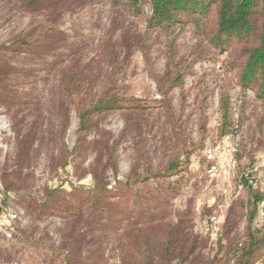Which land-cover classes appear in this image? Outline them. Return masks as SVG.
Listing matches in <instances>:
<instances>
[{
	"label": "rangeland",
	"instance_id": "1",
	"mask_svg": "<svg viewBox=\"0 0 264 264\" xmlns=\"http://www.w3.org/2000/svg\"><path fill=\"white\" fill-rule=\"evenodd\" d=\"M24 2L0 0V57L8 58L13 67L20 68L12 74L19 81L14 87L30 92L26 94L27 100L36 92L34 98L43 103L38 108L22 105L19 116L14 114L15 106L11 109L0 104V222L3 227L0 228V264H53L50 260L63 232L78 230L76 226L68 228L74 218H39L37 209L28 203L31 196L43 198L45 189L77 185L82 178L80 174L89 173L92 165L102 170L110 185L117 179L126 181L137 175H150L169 160L174 149L183 151L185 143L192 151L191 161L186 171L172 173L166 180L172 187L167 199L173 207L174 221L178 220L179 211L192 209V232L208 237L204 257L208 261L218 250L226 222L239 211L236 203L247 197L242 172H247L254 189L264 191V103L256 100L252 90L246 95L241 92L234 74L226 71L225 57L218 59L190 25L173 35L176 36L174 60L182 72L181 85L170 92L175 119L168 117L159 103L135 117L129 116L127 109H115L96 125L94 122L87 132L88 140H97L103 145L87 153V159L78 168L79 174L71 166L69 171L62 170L60 166L67 151L69 154L76 144L79 117L73 108L69 110L61 104L55 73L39 57L14 55L5 48V43L26 29L33 17L43 14L23 10ZM112 10L106 0H87L75 8L65 5L58 22L68 42L80 45L82 65L88 76L94 78V95L105 85L110 71V57L104 56L103 45H112L115 41L117 45L121 34L120 26L113 22ZM135 25L145 32L143 22H124V28L131 29L133 37L137 36ZM168 40L164 34L153 33L149 38L148 56L136 47L127 53L117 46V61L122 65L118 83L125 91L154 102L160 98L155 75L160 78L167 70ZM111 48L107 46L105 52ZM226 86L233 125L224 132L220 100ZM67 109L69 122L63 137L61 123ZM18 134L29 137L31 149L20 147ZM19 149L26 159L16 169L14 162ZM209 151L214 152V158L209 157ZM109 154L113 163L104 168L105 156ZM84 182L91 184V176ZM253 228L264 231V198ZM107 252L111 264H120L117 252Z\"/></svg>",
	"mask_w": 264,
	"mask_h": 264
},
{
	"label": "trees",
	"instance_id": "2",
	"mask_svg": "<svg viewBox=\"0 0 264 264\" xmlns=\"http://www.w3.org/2000/svg\"><path fill=\"white\" fill-rule=\"evenodd\" d=\"M75 1L25 0L23 10L43 14L33 17L26 29L5 43L7 52L39 57L47 69L54 71L61 104L67 105L69 110L73 108L79 117L76 144L69 154L67 151L60 169L69 171L71 166L79 174L78 168L87 159V153L103 145L97 140H88L87 132L94 122L96 125L115 109H127L129 116L135 117L144 115L159 103L168 117L175 119L170 92L181 85L182 72L174 60L176 36L173 35L190 25L218 59L225 57L226 71L234 74L241 92L246 95L252 90L256 100L264 103V0H106L113 9V22L120 26L121 34L117 45L116 41L103 45L104 56L110 57V71L98 95H94V78L88 76L82 65L78 53L80 45L68 42L66 34L58 28L65 5L75 8L87 0ZM134 20L143 22L145 29L142 33L135 25L136 37L131 35V29L124 28V22ZM153 33L169 38L167 70L160 78L155 75L160 94L155 102L124 90L118 83L122 65L117 61V46L127 53L136 47L148 56L149 38ZM203 45L201 42L200 46ZM107 46L112 48L105 52ZM70 56L72 59H68ZM19 69L13 67L8 58L0 57V104L15 106L14 114L18 116L23 111L22 105L38 108L43 103L34 98L36 92L27 100L26 94L30 92L14 87L19 81L12 74ZM220 104L223 131L227 132L233 125L227 86L221 92ZM64 115L63 137L68 129V109ZM28 138L18 134L20 147L31 149L32 142H27ZM187 147L185 143L183 151L174 149L169 160L150 175H137L126 181L117 179L110 185L102 170L92 165L89 173L80 174L82 178L77 185L45 189L43 198L31 196L28 203L37 209L39 218H74L68 228L78 227V230L63 232L59 247L54 251L56 256L50 262L111 264L107 251L113 250L119 254L120 264H264V231L253 228L264 191L250 185L247 172L241 175L247 197L236 203L239 211L226 222L218 250L208 261L204 260L208 237L192 232V209L179 211L178 220H172L173 207L167 199L172 187L167 185V179L172 173L187 170L192 154ZM19 152L14 162L16 169L26 159V155ZM105 157L104 168L113 163L110 154ZM88 176L92 178L91 184L84 182ZM115 239L117 243L113 244Z\"/></svg>",
	"mask_w": 264,
	"mask_h": 264
},
{
	"label": "built area",
	"instance_id": "3",
	"mask_svg": "<svg viewBox=\"0 0 264 264\" xmlns=\"http://www.w3.org/2000/svg\"><path fill=\"white\" fill-rule=\"evenodd\" d=\"M208 153H209V157H210V158H214V157H215L214 152L209 151ZM0 223H1V222H0ZM0 228H3V227H2V223L0 224Z\"/></svg>",
	"mask_w": 264,
	"mask_h": 264
}]
</instances>
